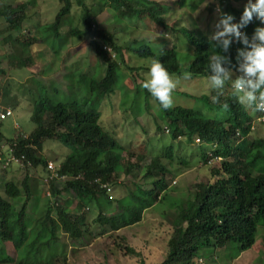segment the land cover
<instances>
[{"label":"trees","instance_id":"trees-1","mask_svg":"<svg viewBox=\"0 0 264 264\" xmlns=\"http://www.w3.org/2000/svg\"><path fill=\"white\" fill-rule=\"evenodd\" d=\"M58 1L60 6L53 19L42 25V30L53 37L60 35L58 29L65 22H70L68 13L72 1ZM95 1L101 7L108 5L113 12L111 16L117 22L121 19L132 22L147 17L158 27L181 36L192 47V53L186 54H180L173 46L152 51L143 39H133L126 47L129 52L140 58L160 60L170 75L183 76L185 72H190L191 77L208 78L211 74L207 64V56L211 54L209 38L198 36L183 25L177 28L173 24L167 25L162 17L168 8L165 4L153 0ZM221 1L227 4L222 12L233 15L234 22H239L243 9L235 8L230 3L231 0ZM239 1L232 2L235 4ZM175 2L189 13L196 8V3L189 0ZM33 3L34 0H26L11 7L9 1L0 0V18L6 24L4 29L9 31L3 40L14 46L13 54L10 55L13 66H26L29 62V57L20 48L26 49L25 46L35 39L27 31L20 32V23L30 14L29 8ZM74 3L80 8L78 25H69L62 35L76 40L87 39L96 57L104 63V70L99 77L82 70L68 71L66 76L70 75V81L66 85L71 95H66L63 99H54L53 95L59 94L58 89H47L39 84L30 106L29 119L33 128L25 136L5 139L12 148L13 156L19 164L24 163V170L27 171L46 170V162L40 153L46 142L59 143L68 152L54 170L58 176L69 178L57 184L50 181L47 195L51 196V200H47L48 196L43 194L40 210L33 218L26 216L25 206L39 193H30L26 184L27 176L24 174L27 171L17 169L22 174L19 185L12 180L3 183V194L0 193V264H50L52 256L63 253V245L57 244L56 232L67 233L73 238L82 236L85 231V228L82 229L85 227V213L92 209L90 207L93 206L97 211L92 219L93 223L107 224L111 231H115L137 221L140 209L149 206L151 199L157 197L158 200L162 197L160 190L165 183L163 176L166 169L155 160L145 167L143 175L151 177V188L134 184L133 190H127V196L115 201V207L107 196V187L101 186V183L112 180L121 148L114 138V132L110 131L111 134L99 125L100 113L95 105L101 98L109 97L117 90L122 92L123 85L118 83V78L123 75L121 65H124V59L122 49L112 43V34L93 28L92 17L98 11L90 13L91 8L83 0H74ZM256 27L262 25L254 17L241 31L251 39ZM97 39L108 45L113 53L112 57ZM242 47L243 44L234 40L229 52L225 53L231 57L233 66L237 65V49ZM183 59L190 61L182 68L180 62ZM128 69L133 70L134 67ZM66 79L68 81V77ZM47 90L51 96L47 94ZM140 90L145 96H151L146 89L137 86L133 93L136 95ZM76 91L79 93L76 94ZM0 96L1 103L9 108L17 103L16 99L12 101L7 98L5 91ZM199 99L205 104L221 108L227 103V127L223 126L222 121L208 118L196 109L181 106L164 109L154 99L160 122L163 123L161 125L168 137L176 139L183 136L186 144L195 138L210 142L214 145L212 156L220 157L221 160L206 182H197L192 191L169 199L166 206L170 209L169 214L159 212L161 217L168 218L172 224V232L166 243L167 253L159 264H198L199 256L209 257L207 260L213 263L218 252H225L224 257L230 260L240 251L248 249L257 237L264 239V137L253 138L247 146H236L234 143L248 135L251 121L260 113L253 108L246 109L234 99H219V103H212L206 95H201ZM154 122L156 129H161L157 118ZM1 139L0 133V141ZM171 148V145L166 147L168 157ZM203 155L202 153L204 160L206 156ZM181 162L185 164L182 160ZM130 168L131 166L125 169L127 171ZM63 195L69 199L63 201ZM60 198L62 200L59 203ZM15 202L20 203L18 208H15ZM71 204L72 212L69 213ZM47 234L49 237L44 239ZM3 243L11 244L15 252L14 258L5 252ZM57 246L60 248L57 249ZM205 249H211L212 252L206 254ZM126 250L133 253L132 249Z\"/></svg>","mask_w":264,"mask_h":264},{"label":"rangeland","instance_id":"rangeland-1","mask_svg":"<svg viewBox=\"0 0 264 264\" xmlns=\"http://www.w3.org/2000/svg\"><path fill=\"white\" fill-rule=\"evenodd\" d=\"M7 1L10 2L11 7H14L26 0ZM71 1L68 13L70 22H65L58 29L60 35L53 37L42 30V25L53 19L60 2L58 0H34L32 7L29 8L30 14L20 23V32L27 31L35 39L34 42L25 46L26 49L20 48L21 52L24 51L29 57L26 66L11 64L10 55L13 54L12 47L14 48V46L3 40L9 31L4 29L6 24L0 18V93L5 91L7 98H11L12 101L17 100V103L10 108L12 115L0 121L2 136L0 146L3 149V154L0 156L1 194H3L2 187L5 181L12 180L16 185H19L22 179L19 170L27 171L24 170V163L19 164L18 160L16 164L6 161L12 148L5 139L25 136L26 132L33 128V123L29 119L30 106L39 84H43L47 89L49 87L58 89L59 94H54L53 97L55 100L63 99L66 95H71L67 90L69 87L67 88L66 85L70 81V75L66 76L68 71L82 70L87 74L92 73L96 77L103 73L104 63L96 57L87 39L76 40L65 38L62 35L69 25H78L80 8L75 5L74 0ZM153 1L168 7L162 16L167 25L173 24L175 28L183 25L193 30L196 35H203L207 38L216 31L215 25L220 19V12L227 5L223 3L225 1L221 0H189V2L196 3V8L189 13L177 6L176 0ZM232 1L230 3L239 10L243 9L247 3V1L240 0L233 4ZM83 2L91 8L90 13L98 11L92 17L93 28L111 33L112 43L122 49L124 59V65H121L123 75L118 78V83L123 85L122 92L117 90L109 97L101 98L95 105L100 113L99 125L109 133L114 132V138L121 148L119 161L111 176L112 180L105 181L101 185L104 184L107 187V196L115 207V201L127 196V190H133L134 184L151 188L149 183L151 177L147 178L143 175L145 167L152 160L165 167L166 172L163 176L165 183L161 186V199L157 200V197L154 200L151 199L149 206L140 209L137 221L115 231H111L107 224L93 223L92 219L95 218L97 211L93 206L90 207L92 209H88V212L85 213V227H82V229L85 228V231L82 236L73 238L69 237L67 233L56 232L57 244L63 245V253L52 256L50 264H159L167 253L166 243L172 232L171 221L161 217L159 212L169 214L170 209L166 207L169 199L178 198L179 195L192 191L197 182H206L221 160L220 157L212 156L214 145L210 142L195 138L194 141L186 144L183 136L176 139L168 137L161 125L163 123L159 119L156 101L151 96H145L142 90L136 95L133 93L136 86L142 88L141 85L146 79L148 72L146 69L150 59L137 57L126 47L133 39H143L152 51L161 47L173 46L180 54H186L192 53V47L181 36L166 28L158 27L147 17L132 22L122 19L117 22V19L111 16L113 12L108 5L101 7L95 0H83ZM174 22H178V24H174ZM261 25L264 27V23L261 22ZM98 41L112 57L113 53L108 45L100 39ZM191 58L192 56L190 60ZM190 60L183 59L180 62L181 67L186 66ZM132 67H134L133 70L128 69ZM171 76L178 80V86L172 93L173 106L196 109L208 118L222 121L223 126L227 127L226 111L221 107L205 104L199 99L201 95H206L213 103L211 97L217 94L216 90L211 88L208 78L195 76L184 79V75ZM49 90H47V94ZM75 93L78 94L79 91ZM185 93L189 95H185ZM224 98L236 100L231 95L230 82L226 83L223 95L219 96L220 101H223ZM3 106L8 107L5 104ZM154 117L157 118V123L162 126L159 130L155 127ZM256 137H264V114L255 117L250 123L248 135L234 143L236 146H247ZM168 145L172 147L168 153L170 157L165 152ZM67 152L68 149L59 143L46 142L40 153L46 162V170L29 169L24 173L27 176L26 184L30 193H39L34 199L31 198L25 206L27 217L33 218L38 214L42 204L41 196L49 193L48 185L51 180L57 184L69 178V176H58L54 170ZM202 153L204 157L206 156L204 160ZM48 163L51 165L50 168L47 167ZM129 166L131 168L126 171L125 168ZM19 189L23 195L22 189ZM47 196V200L50 201L51 196ZM66 198L69 199L63 195V201ZM62 199L58 200L59 203ZM19 205V202L14 203L15 208H18ZM72 207V204L69 205V213L72 212ZM52 213L54 214L51 211V215L54 216ZM48 237L47 234L44 239ZM4 245L5 252L14 258L15 252L11 244L3 243ZM58 246L57 249L60 248ZM126 247L132 249L133 253H128ZM205 250L206 254L212 252L211 249ZM224 256L225 252H218L213 263L207 260L209 257L199 256L198 264H264V239L257 237L248 249L240 251L230 260Z\"/></svg>","mask_w":264,"mask_h":264},{"label":"clouds","instance_id":"clouds-1","mask_svg":"<svg viewBox=\"0 0 264 264\" xmlns=\"http://www.w3.org/2000/svg\"><path fill=\"white\" fill-rule=\"evenodd\" d=\"M254 17L264 23V0H247L239 22H234L233 15L220 12V19L215 25L216 31L209 37L211 54L207 56V64L208 71L211 72L208 82L217 93L211 97L213 103H219V96L223 95L226 83L230 82L231 95L242 106L259 112V117L264 114V27H256L251 39L241 31ZM234 40L244 45L237 49L235 66L232 65L231 57L225 55ZM148 68L142 88L146 89L162 108H171L172 93L178 86V80L169 74L158 59L152 58ZM190 78L191 73L185 72L184 79ZM228 107L227 103L222 105L224 110Z\"/></svg>","mask_w":264,"mask_h":264},{"label":"built area","instance_id":"built-area-1","mask_svg":"<svg viewBox=\"0 0 264 264\" xmlns=\"http://www.w3.org/2000/svg\"><path fill=\"white\" fill-rule=\"evenodd\" d=\"M12 115V111L9 107H6V106H3L1 104V101H0V121L5 119L6 117L8 116H11ZM2 152V147L0 146V156H2L3 153ZM9 156L7 157L6 161L7 162H17V159L13 156L12 153L8 154ZM47 167L50 168L51 165L50 163L47 164ZM101 186L104 187V184H102Z\"/></svg>","mask_w":264,"mask_h":264}]
</instances>
